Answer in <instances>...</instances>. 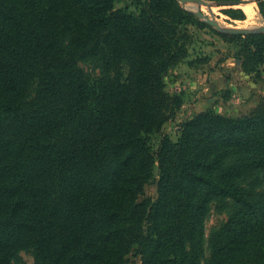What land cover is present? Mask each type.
Here are the masks:
<instances>
[{
	"label": "trees",
	"instance_id": "16d2710c",
	"mask_svg": "<svg viewBox=\"0 0 264 264\" xmlns=\"http://www.w3.org/2000/svg\"><path fill=\"white\" fill-rule=\"evenodd\" d=\"M119 1L0 0V264L22 243L43 264H126L132 251L140 264H194L186 242L219 195L242 207L214 236L209 264H264V196L243 198L233 181L264 172V105L190 118L178 143L162 141L159 198L139 203L154 179L150 136L176 106L164 78L184 55L182 27L204 26L175 0L140 1L139 12L115 11ZM212 30L260 74L264 33ZM90 58L101 63L93 80L80 66ZM229 150L245 153L200 171Z\"/></svg>",
	"mask_w": 264,
	"mask_h": 264
},
{
	"label": "rangeland",
	"instance_id": "374dc122",
	"mask_svg": "<svg viewBox=\"0 0 264 264\" xmlns=\"http://www.w3.org/2000/svg\"><path fill=\"white\" fill-rule=\"evenodd\" d=\"M145 0H121L115 4V11L119 10H127V11H135L139 12L140 6L139 2ZM175 6H180L187 11L195 13V8H198L208 17H214L215 20L223 27L226 28H240V29H250L253 34H261L258 28L264 26V19L259 12V7L257 1L249 0L247 4L241 5H218L216 2L219 0H205L207 4H197L196 2H187L183 4L177 0ZM242 5H249L250 12L246 13ZM168 10L172 9L170 5H166ZM241 9L244 11L246 18L243 20L234 19L229 15L233 13V10ZM234 14V13H233ZM239 14V12H236ZM199 22L198 27L196 24L188 25L182 27L183 35H182V52L183 56L180 58L178 63L171 66L169 70L165 74V89L171 95L175 96L176 101L171 110L168 111V120L163 125V128L158 133H154L150 136V145L152 155L155 158L154 164V179L150 184L146 186L145 195L140 198L139 203L145 205L144 208H149L150 203H154L159 198V179H160V167L158 163V152L161 147L162 141L165 139H169L173 143H178L182 137V133L187 127V123L190 121L189 118L182 115L183 112V104L180 103V99H183V94L180 95L178 91L173 90L174 87L172 85L175 81H178L181 73L179 68L182 67V64L185 62H197L198 60L194 56L197 52H202V50L206 51L207 54L212 52L213 50L219 51V54L226 55L227 51H223L225 47L221 43L217 42L219 37L213 32L212 28H215L208 24L203 18L196 15ZM216 29V28H215ZM247 33V34H250ZM221 40V39H220ZM235 46V45H234ZM215 48V49H214ZM236 52V51H235ZM229 53V52H228ZM227 53V54H228ZM235 55V54H234ZM203 56V55H202ZM190 58V59H187ZM191 58L194 60L191 61ZM205 58V57H203ZM239 59V58H237ZM204 60V59H200ZM100 62L97 58L90 59H82L80 61V66L84 70L87 78L89 80H93L97 78L100 74ZM194 66L198 65L191 64ZM244 86V85H243ZM35 92V86H32L28 96H31ZM251 93V92H250ZM249 92L243 91L240 88L238 92H234L233 97L231 98V105L228 110L225 112H216L212 111L216 114L223 115L231 118H244L251 115L259 106L264 105V96L260 98H254V104L251 105V98ZM179 102V105L177 104ZM244 151L242 150H229L228 152L223 153V155L219 158H212L207 164V170L205 168H201L200 171L204 174L215 173L216 168L220 166V164H224V162H229L237 156L244 155ZM225 157V158H224ZM223 160H220L222 159ZM206 172V173H205ZM237 190L243 198L256 200L262 196H264V172L262 170H249L245 173L236 176L233 179ZM192 188V185H191ZM242 207V203L237 199L228 196V195H219L213 197L207 206L205 207L202 217L200 219V223L195 235L187 240V262L194 264H209L210 257L213 248L214 236L221 229V227L227 222V220L240 208ZM43 257L40 254L39 249L36 246H28L26 244L21 245L20 249L15 250L13 258L11 260L12 264H43ZM126 258H128L126 264H140V256L135 255L130 252Z\"/></svg>",
	"mask_w": 264,
	"mask_h": 264
},
{
	"label": "crops",
	"instance_id": "0c3cea01",
	"mask_svg": "<svg viewBox=\"0 0 264 264\" xmlns=\"http://www.w3.org/2000/svg\"><path fill=\"white\" fill-rule=\"evenodd\" d=\"M218 37L217 42L225 46L223 51H227L226 55L221 56L219 51L215 50L209 54L204 50L197 52L192 57L198 60L193 62L198 68L191 65V62L183 63L179 68L182 76L172 85L173 90L183 94L185 112L182 115L189 119L208 110L225 112L230 108L234 92H238L242 87L243 91L251 92V105L254 104V98L264 96V64L260 66L258 76L255 72H245L242 60L234 55L236 47ZM193 60L191 58V61Z\"/></svg>",
	"mask_w": 264,
	"mask_h": 264
},
{
	"label": "water",
	"instance_id": "95a60500",
	"mask_svg": "<svg viewBox=\"0 0 264 264\" xmlns=\"http://www.w3.org/2000/svg\"><path fill=\"white\" fill-rule=\"evenodd\" d=\"M183 4H186L187 2H196L197 4H207L205 0H177ZM257 1V0H255ZM218 5H241V4H247L249 3V0H219L216 2ZM195 13L197 16L203 18L208 24L211 26L215 27L217 30L224 32V33H229V34H241L245 35L247 33L252 32L250 29H240V28H226L221 26L214 17H208L205 15L202 11H200L198 8H195ZM259 31L264 32V26L258 28Z\"/></svg>",
	"mask_w": 264,
	"mask_h": 264
},
{
	"label": "bare ground",
	"instance_id": "6f19581e",
	"mask_svg": "<svg viewBox=\"0 0 264 264\" xmlns=\"http://www.w3.org/2000/svg\"><path fill=\"white\" fill-rule=\"evenodd\" d=\"M242 6L246 13H249L251 11L249 5H242Z\"/></svg>",
	"mask_w": 264,
	"mask_h": 264
}]
</instances>
